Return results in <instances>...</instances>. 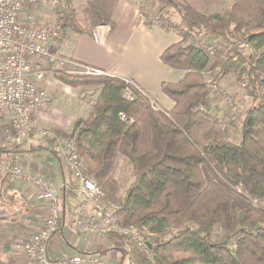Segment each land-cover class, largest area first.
<instances>
[{
	"label": "trees",
	"instance_id": "1",
	"mask_svg": "<svg viewBox=\"0 0 264 264\" xmlns=\"http://www.w3.org/2000/svg\"><path fill=\"white\" fill-rule=\"evenodd\" d=\"M75 1L62 0L57 8L61 37L68 33L91 36L96 26L113 29L111 13L117 0H86L81 13L86 27L76 19ZM257 3V13L248 21L237 20L229 11L206 17L191 11L181 18L184 31L161 25L182 42L193 40L186 46L173 44L160 56L167 67L185 72L177 84L161 85V92L174 103L169 113L150 110L138 92L128 102L122 95L124 80L54 74L68 87L100 88L87 117L78 119L69 134L52 132L74 142L89 177L104 195L114 198L126 186L123 197L117 199L116 218L122 227L147 234L148 254H128L136 264H264V211L252 204L264 202V0ZM201 36L229 40L230 55L220 56L215 81L235 75L250 98L238 144L225 139L222 123L211 115L210 85L203 77L210 54L195 40ZM240 44L258 54L238 52ZM212 56H219V51L212 49ZM121 113L133 122L121 123ZM118 158L129 167L131 181L115 178ZM205 164L215 173L208 183L200 172ZM72 197L70 187L60 201ZM180 200L183 207L178 206ZM171 224L176 233L163 240ZM216 229L221 232L215 233ZM105 238L110 250L127 255L121 249L123 238L115 234Z\"/></svg>",
	"mask_w": 264,
	"mask_h": 264
},
{
	"label": "crops",
	"instance_id": "2",
	"mask_svg": "<svg viewBox=\"0 0 264 264\" xmlns=\"http://www.w3.org/2000/svg\"><path fill=\"white\" fill-rule=\"evenodd\" d=\"M111 22V31L103 25L96 26L91 36L68 33L53 41L50 50L75 64L132 82L164 111H171L174 103L161 92V85L177 84L185 72L167 67L160 56L180 41L178 36L160 26L140 24L136 7L129 0L115 2ZM40 87L49 97V104L34 111V131L20 145L0 144V160L18 164L26 173L47 178L57 192L61 218L58 231L49 242V255L90 254L96 251L90 249L100 246L102 254L95 255L101 264H136L128 253L121 256L119 251L110 250L111 244L105 237L95 238L93 233L74 222L68 209L74 202L73 197L60 201L62 192L71 187V179L65 165L40 133L57 130L69 134L78 119L87 117L90 105L83 108L78 100L79 91L57 81L54 75L46 76ZM215 102L220 105L219 100L215 99ZM9 121L8 115L0 116L2 128L7 127ZM38 193L36 186L11 180L0 173V203H6L3 209L0 208V264H22L21 255L14 251V242L24 241L42 227L46 208L37 200Z\"/></svg>",
	"mask_w": 264,
	"mask_h": 264
},
{
	"label": "built area",
	"instance_id": "3",
	"mask_svg": "<svg viewBox=\"0 0 264 264\" xmlns=\"http://www.w3.org/2000/svg\"><path fill=\"white\" fill-rule=\"evenodd\" d=\"M61 2L62 0H0V116H9L6 130L9 127L12 129L6 131L9 135L5 145H20L33 133L34 111L46 108L49 104V97L40 87L46 76L55 73L108 76L100 70L75 64L50 50L51 43L61 38L59 27L56 23L49 29L38 24L42 22V18L36 17L33 8L43 10L44 6L56 10ZM150 5L151 0H140L136 6L137 20L142 25L151 26L159 20V17L153 16L149 11ZM56 19L59 20L60 17L56 16ZM239 48L249 47L243 44ZM207 49L212 55L213 48L208 46ZM135 92L152 101L135 84L126 81L122 91L123 98L132 102L136 97ZM118 119L126 125L133 122L122 113L118 114ZM40 137L47 141L52 152L68 168L74 199L68 209L77 223L91 233L102 234L104 237L115 234L123 238L126 252L132 247L147 254V245L134 235L136 231L119 226L114 209L103 204V193L87 175L85 163L74 142L51 131L40 133ZM0 173L8 175L11 180L36 186L39 189L37 200L44 203L46 208L42 227L14 245V251L22 257V264H101L96 255L87 253L51 257L48 252L49 242L57 233L61 218L58 195L53 185L47 178L26 173L20 165L8 161L0 160ZM235 190L240 192L238 188ZM252 203L255 204L254 201Z\"/></svg>",
	"mask_w": 264,
	"mask_h": 264
},
{
	"label": "rangeland",
	"instance_id": "4",
	"mask_svg": "<svg viewBox=\"0 0 264 264\" xmlns=\"http://www.w3.org/2000/svg\"><path fill=\"white\" fill-rule=\"evenodd\" d=\"M129 1H131L136 7L140 0H129ZM85 3H86V0H85ZM83 4H84V0H77L73 3L72 7L74 9L75 16L79 24L82 27H86V22L82 18V14H81L83 9L85 8ZM151 4L152 5H150V8H148L149 11L151 12L153 16L159 17L158 22L154 25H151V27L152 26L161 27V25H164V26L167 25L169 29L171 28V30H173L172 27H176L180 31L185 30V27L181 24V18L184 15H186V13L188 15H191L190 14L191 11H195L197 14L204 16V17L212 15V14H225L226 12L229 11L236 19L237 17H242L243 20L248 21L249 17L255 16L258 10L257 0H180V1L178 0L177 1L176 0H151ZM184 6L185 7L189 6L190 8L186 9L184 8ZM33 10L35 11L34 14L36 15V17L42 18V22H39L38 24L42 25L44 28L49 29L51 28V26H54L55 23L57 24L59 21L58 19H56V16L58 15L56 14L57 9L55 10V8L52 9L50 7L43 6V10L38 9V7L36 9L33 8ZM167 26H166V29H168ZM231 29L232 28H230V32H231L230 34L231 36L229 38L230 42L234 41V37H233L234 33L231 31ZM178 39L180 40L179 42L183 44L184 46H186L187 44L191 43V41H193L192 39H188L187 42L185 43V42H182L180 37H178ZM196 39H197V42H199L200 45H202L203 47L210 46L213 49L219 51V56L217 57H214L212 55L209 56L210 64L206 72H204L203 74V77L205 78L207 84L210 85V93H209V102H210L209 105L211 109L210 112L214 119H216L219 123H222L225 139L229 143L238 144V141L240 139V128H241V121L243 119V113L247 109V107L250 105V98L246 95L243 85L237 81V78L235 75L230 74L224 78H221L219 80L217 79V81H215L216 77L218 76V72H219L218 64L220 63V60H221L220 56H222V58H226V57H229L230 55V50H231L230 42L229 40L225 41L223 39L209 38V37H203V36L199 38H195V40ZM240 45H243V44H240ZM240 45H238V52L246 54V55L258 54L254 49L250 47L247 49H240L239 48ZM213 86H215L216 88L213 89L212 88ZM73 89H77L79 91L78 100L80 101L81 103L80 105L83 108H87L88 105H91L94 102V100L97 98L98 91H99L98 86H86V87H78V88H73ZM262 94H264V88L262 89ZM215 99L219 100L220 105L219 104L216 105ZM147 106L150 108V110H152V108H156L159 110V111L152 110L155 113H159V112L169 113L167 111H164L162 107L160 106V104H158L155 100H152L151 102L147 100ZM133 118L136 120L135 117ZM5 127L2 128L1 123H0V144H3L6 141L7 136L9 135L6 133V131L12 130L11 127H9L7 130ZM85 166H86L87 175L89 176V171H88V167L86 163H85ZM65 168L69 175L68 177H70L68 168L66 166ZM200 172H201L202 178L205 183H208L211 180L215 179L214 178L215 173L213 172L212 168L206 164L200 166ZM114 176L119 181H123V182L131 181L129 167L127 166L125 162H122L121 158L117 159V166L115 169ZM96 186L99 188L97 184ZM125 187L123 186L122 188H119L114 198H112L111 196L108 197L107 195L103 194L104 200L108 198L107 201L105 200L103 204L108 208L114 209L115 217H116V209H117V203H118L117 199H119V197H123V192H124ZM5 204H3L4 207H5ZM252 204L254 208L264 211V202L257 203V204L255 202V204L254 203ZM179 205L183 207L184 202L180 200L178 202V206ZM74 222H76V220H74ZM117 222H118V219H117ZM118 225L121 226L120 222H118ZM122 228H125V227H122ZM127 229L133 232L136 231L134 235L140 241H143V242L146 241L147 234L145 232L139 233L134 228H127ZM220 232L221 231L219 229H216L215 231V233H220ZM175 233H176V227L173 224H171L168 230L162 236V239L166 240L170 236L174 235ZM93 234L95 238L104 239V236L102 234L101 235H98L96 233H93ZM14 243L16 244V242ZM100 249H101L100 246L98 248L90 249L92 251L96 250L94 251V253H90V254H94V255L102 254L103 251H101ZM123 251L126 252L125 248L123 249ZM137 251H138L137 249L130 247L129 252H126V253L128 254L130 253L134 255V253H136ZM140 252L144 253L143 251H140ZM147 254H144V255H147Z\"/></svg>",
	"mask_w": 264,
	"mask_h": 264
}]
</instances>
